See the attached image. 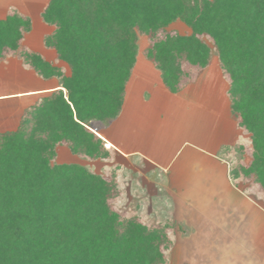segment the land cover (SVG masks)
I'll list each match as a JSON object with an SVG mask.
<instances>
[{
	"label": "trees",
	"instance_id": "obj_1",
	"mask_svg": "<svg viewBox=\"0 0 264 264\" xmlns=\"http://www.w3.org/2000/svg\"><path fill=\"white\" fill-rule=\"evenodd\" d=\"M40 19L52 28L43 46L68 74L22 46L29 17L12 8L0 20V62L12 56L59 87L0 133V264H164L163 232L115 214L99 175L55 163L58 146L86 160L110 154L92 129L118 116L139 36L171 93L216 53L231 117L251 144L246 165L229 157L242 145L220 156L232 185H256L264 204V0H48Z\"/></svg>",
	"mask_w": 264,
	"mask_h": 264
},
{
	"label": "crops",
	"instance_id": "obj_2",
	"mask_svg": "<svg viewBox=\"0 0 264 264\" xmlns=\"http://www.w3.org/2000/svg\"><path fill=\"white\" fill-rule=\"evenodd\" d=\"M34 1L36 4H26V0L1 1L0 20L4 19L12 8L27 17L29 16L26 12L34 10L40 19V13L48 0ZM31 31L32 21L29 33ZM29 33L24 35V40ZM38 54L53 65H60L55 62V53ZM136 63L135 59L125 85L118 116L107 125L94 126L92 132L104 143L118 142L117 147L120 148V153L117 154L111 150L116 153L117 159L124 160L128 164H130L129 161L134 160L145 167L146 170H143V173H156V178L159 177L163 182L167 195L173 203L186 204V208L190 211L194 209L197 212L204 223L197 227L193 226L192 234L198 236V232L204 229L206 236L203 237L204 240H200V243H191V247L196 246L199 249L208 247L212 240L217 241L214 239L216 234L222 238L217 241L219 242L217 245H221L219 251L223 254L226 252V255L218 262L212 259L211 264L214 262L215 264H264V257L256 253L264 250V244L262 241H256L255 236L254 239L250 238L252 241L248 240L251 234H255L256 237L260 235L261 227L258 223L264 219L263 213L260 210L241 211L239 209L242 208L240 206H246L249 200L232 185L229 178V163L226 162L227 159L220 156L222 148L233 146L239 141L237 124L230 113L227 90H222L221 94L206 97L203 100L201 97L199 99L194 97L197 106H194V102L192 103L193 114L196 115V119H200L201 124L207 123L209 126L195 129L191 134L185 132L188 133L187 135L184 132L182 135L180 133L181 139H176L178 142L176 145L172 137L174 130L169 128L162 132V135L169 133V136L165 137L167 141L164 142L163 139L161 142L159 135L156 132L153 133V129L152 132L150 131L153 126L150 123H158L162 116L166 120H171L178 113H183L190 100L186 94L187 88L194 83L185 85L177 93H171L163 85L160 73L152 63L154 70H149L153 73L151 75L141 70L136 71ZM210 63L203 70L204 72L209 69ZM219 73L221 76L220 70ZM200 76L197 77V81L201 79ZM48 86H52L54 90H49ZM211 86L213 82L210 83L209 89ZM197 87L198 85L195 88ZM58 88L56 79H41L31 69H24L21 61L14 57L8 58L5 62L1 61L0 97L3 99H0V133L15 131L24 111ZM181 105L183 107L180 109ZM197 107L201 109L198 111ZM153 112L158 114L154 116L155 118L153 117L154 119H152ZM109 136L113 139L109 140ZM62 148L64 147L56 148L55 163L59 165L67 158ZM65 156L66 158H62ZM151 185L154 186L153 183ZM251 205L254 206V204ZM212 231H214L213 234H211ZM212 251L211 255L206 256V260L209 257L218 258L217 254L220 252ZM201 257L199 255L197 258Z\"/></svg>",
	"mask_w": 264,
	"mask_h": 264
},
{
	"label": "rangeland",
	"instance_id": "obj_3",
	"mask_svg": "<svg viewBox=\"0 0 264 264\" xmlns=\"http://www.w3.org/2000/svg\"><path fill=\"white\" fill-rule=\"evenodd\" d=\"M1 1L3 2L4 0H0V4ZM26 1V4H36V1L34 0ZM13 2L15 3V1ZM26 13L31 18L32 31L29 33V36L26 38V40H24L23 38L22 46L29 49V51L31 50L43 55L54 54L52 50L46 49L42 43L43 37L52 31L51 26L44 25L39 19L36 11L31 10ZM172 26L180 33H185L186 31H188L179 23H175ZM205 41L207 40L205 39ZM207 44L212 47L211 43H209L208 41ZM147 46L148 39L145 36H139L136 54L137 67H135L137 68L136 71L141 70L148 75H151L153 73L149 70H154V68L152 64L146 61V59L143 57V50ZM8 58H12V56H8L4 60L2 59V62L7 61ZM55 62L57 64H60L59 66L62 67L65 74L69 73L67 65H65L61 61L56 60ZM210 62L211 63L209 69H207L205 72L202 70L199 73V75H201V79L197 81L196 78V80L193 81L194 85H190L187 88L186 94H188L187 96L190 100L186 104L183 113H178L171 120L164 119V116H162V118L160 119L159 116L158 118L160 120L156 124L149 122L153 125V128L151 127L150 131L152 132L153 129V133L156 132L159 135L157 136L159 137V140H161V142L163 141V139L164 142L167 141L165 137H168L169 133L167 132L162 135V132L164 130L167 131L169 128H172V130H174V136L172 137H174L176 145V143H178L176 139H181V137H179L180 133L182 135V132H184V134L187 135L188 133L191 134L195 129L198 130L201 127L209 126L207 123L201 124L200 119H196V115L193 114L192 103L194 102V106L196 105L194 97H197V99L201 97L203 100L206 99V97L208 98L214 95H218L219 93L221 94L222 90H227L228 88V81L224 79L223 75H219L220 68L215 52L211 54ZM22 67L26 70H29L23 64ZM199 75L197 77H199ZM212 82L213 86H211V89H209V85ZM202 84H204L203 87H201ZM197 85L198 87L195 88ZM182 107L183 106L181 105L180 109ZM197 109L199 111L201 108L197 107ZM156 114L157 112H153L152 119L155 118L154 116ZM97 125L99 124L96 123V125L94 126ZM238 132L239 141L235 144V146L242 145L243 152L239 153L237 151L234 152V154H227V156L229 155V157H231L234 166H236L239 159H241L242 161L240 162L245 165L248 164L251 159L250 138L246 132L242 131L239 128ZM64 148H62V150H64L67 158L66 156L62 157L66 158L62 163L76 164L83 166L86 169L88 168L89 171L96 175H99L103 181L111 186L109 206L112 208V211L115 212V214L125 219L130 217L135 218L137 223H139L144 228H147L149 230H159L166 235L167 243L164 245L165 247H163L164 264H211L213 262L212 259L218 262L219 260H222L224 258L226 252L224 254L223 252H220L219 249L221 248V245H217L219 244V242L217 241L222 240V238H220V236L217 234L214 237V239H217V241L212 240L208 247H203L202 249H199L196 246L191 247V243H200V240H202L203 237L206 236L204 229L198 232V236L196 234H192L194 232L193 226H200L202 223H204V221L202 218H199L197 212L194 211V209L190 211L188 208H186V204L185 206L182 203H173L169 195H167L166 189L163 186V182L159 177L156 178V173H143V170L145 171L146 169L142 164H140L139 162H135L134 160H131V162L129 161L130 164H128L124 160H119L116 157V153H114L113 151H111L110 154L104 159L86 160L78 156L71 155L66 150V148ZM62 158L60 159L62 160ZM68 158H71V160H67ZM145 176L146 178H144ZM151 183H153L154 186H152ZM257 188L258 187H256V185L254 184H250V186L243 184L240 185L239 188H236L251 202L250 203L249 201H247V205L240 206L242 208L239 209L241 211L260 210L263 213L262 217H264V204L259 189ZM251 204H254V206H252ZM231 210L233 211V209ZM259 222H261L258 223V225L261 227L260 235L256 237L255 234H251L249 235L248 240L252 241L250 238H253L255 236V238L257 239L256 241H262V244H264V219L262 221L260 220ZM213 233L214 231L211 232V234ZM196 236L198 240L196 239ZM217 237L219 238V240ZM205 242L206 240L203 242V244ZM212 250H215L218 253L220 252L219 254H217L219 259L209 257V259L206 260V256H209L213 253ZM230 252L232 253V251ZM256 253L257 255L264 257V250L257 251ZM199 255H201L202 257L197 258L199 257ZM213 264H215V262Z\"/></svg>",
	"mask_w": 264,
	"mask_h": 264
},
{
	"label": "snow or ice",
	"instance_id": "obj_4",
	"mask_svg": "<svg viewBox=\"0 0 264 264\" xmlns=\"http://www.w3.org/2000/svg\"><path fill=\"white\" fill-rule=\"evenodd\" d=\"M49 90H54L52 88V86H48ZM22 95L23 94H26V93H21ZM0 99H3V97H0ZM109 140H112L113 138L111 136L108 137ZM117 143L116 141H113V142H110V143H103L101 146L104 147V148H108L110 150H114L117 154L120 153V148L117 147ZM122 147V145H121Z\"/></svg>",
	"mask_w": 264,
	"mask_h": 264
}]
</instances>
